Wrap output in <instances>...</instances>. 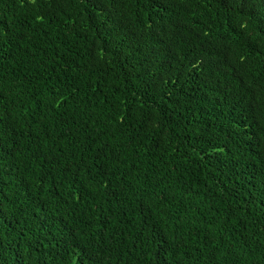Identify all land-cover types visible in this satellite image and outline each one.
Here are the masks:
<instances>
[{
    "label": "trees",
    "instance_id": "obj_1",
    "mask_svg": "<svg viewBox=\"0 0 264 264\" xmlns=\"http://www.w3.org/2000/svg\"><path fill=\"white\" fill-rule=\"evenodd\" d=\"M0 264H264V0H0Z\"/></svg>",
    "mask_w": 264,
    "mask_h": 264
}]
</instances>
